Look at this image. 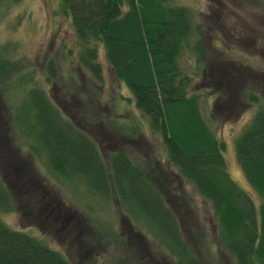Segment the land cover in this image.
Segmentation results:
<instances>
[{
    "label": "rangeland",
    "instance_id": "rangeland-1",
    "mask_svg": "<svg viewBox=\"0 0 264 264\" xmlns=\"http://www.w3.org/2000/svg\"><path fill=\"white\" fill-rule=\"evenodd\" d=\"M171 4L184 6L197 28L177 54L178 65L189 76L187 93L201 99L198 104L222 143L225 170L256 206L259 196L242 175L233 144L257 107L256 102L240 100L247 90L264 97V0H171ZM9 60L11 65L6 64ZM48 60L53 80L47 78ZM97 60L101 76L94 81L77 61L69 16L57 8L56 0H0V178L12 196L4 166L7 161L25 162L21 172L38 183V203L49 197L51 216H64L65 221L61 227L43 224L35 218L44 211L35 210L19 216L18 207L27 202L22 196L21 203L12 196V205L0 208V220L42 238L69 264H164L167 254L147 224L132 219L111 192L104 199L95 198L79 177L52 171L42 155L30 150L14 122V113L27 102V86L40 87L63 116L85 130L104 162L120 149L161 173L168 164L159 137L148 129L146 115L135 107L127 87L112 77L101 46ZM228 80L236 84L232 87L236 91L227 90ZM176 178H166L171 190L167 203L194 261L233 264L216 239L208 203Z\"/></svg>",
    "mask_w": 264,
    "mask_h": 264
},
{
    "label": "trees",
    "instance_id": "trees-1",
    "mask_svg": "<svg viewBox=\"0 0 264 264\" xmlns=\"http://www.w3.org/2000/svg\"><path fill=\"white\" fill-rule=\"evenodd\" d=\"M56 3L69 16L79 65L91 80H100L97 53L101 46L112 77L127 87L135 107L146 115L148 129L159 137L166 164L176 172L172 174L167 165L159 173L155 166L141 164L120 149L110 152L104 162L83 128L63 116L40 87L26 85L27 102L13 117L30 150L42 155L57 174L79 177L95 198L104 199L111 192L132 219L148 225L152 238L167 254L164 264L167 260L170 264H197L167 203L171 190L166 178L175 181L176 176V181L180 178L190 184L208 203L216 239L233 264H264V97L247 90L240 100L246 104L256 102L257 107L233 144L234 159L259 196L254 206L249 195L225 170L222 143L198 104L201 99L197 93H187L189 76L178 65L177 54L188 36L197 33L188 10L171 4V0H56ZM198 44L194 47L199 49ZM45 68L47 78L53 80L50 60ZM87 83L92 86L90 81ZM235 85L228 80L227 90H233ZM2 127L0 123V130ZM14 156L13 152L11 157ZM21 163L17 160L12 165L7 161L4 166L10 180L5 184L12 196L20 203L21 196L26 197V204L18 207L19 216L28 211L35 210L38 214L44 211L45 215L35 220L43 224L54 222L61 227L64 216H51L53 204L49 197H41L42 205L38 203V183L22 174L26 163ZM12 196L0 178L2 210L12 205ZM0 264L69 263L42 238L10 228L0 220Z\"/></svg>",
    "mask_w": 264,
    "mask_h": 264
}]
</instances>
